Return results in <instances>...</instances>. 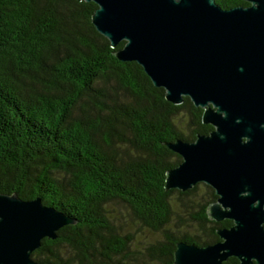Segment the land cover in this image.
Masks as SVG:
<instances>
[{
    "label": "trees",
    "instance_id": "16d2710c",
    "mask_svg": "<svg viewBox=\"0 0 264 264\" xmlns=\"http://www.w3.org/2000/svg\"><path fill=\"white\" fill-rule=\"evenodd\" d=\"M96 8L0 0V194L38 197L76 220L41 241L31 255L38 264H172L178 242L211 245L217 228L232 225L208 219L215 196L205 184L164 189L166 171L181 162L165 144L213 128L187 97L167 102L139 65L114 57L124 42L111 49L96 32ZM112 204L158 239L137 248L113 227Z\"/></svg>",
    "mask_w": 264,
    "mask_h": 264
},
{
    "label": "water",
    "instance_id": "95a60500",
    "mask_svg": "<svg viewBox=\"0 0 264 264\" xmlns=\"http://www.w3.org/2000/svg\"><path fill=\"white\" fill-rule=\"evenodd\" d=\"M96 9L91 24L115 49L119 62H135L164 98L187 97L213 130L192 142L165 146L181 157L166 171L164 189L196 184L214 190L209 220H230L207 246L178 242L172 264H264V0L222 9L215 0H79ZM76 220L40 198L0 194V264H38L43 239Z\"/></svg>",
    "mask_w": 264,
    "mask_h": 264
},
{
    "label": "rangeland",
    "instance_id": "374dc122",
    "mask_svg": "<svg viewBox=\"0 0 264 264\" xmlns=\"http://www.w3.org/2000/svg\"><path fill=\"white\" fill-rule=\"evenodd\" d=\"M181 122V124L185 123L184 117L181 118ZM202 191V188H200L199 194L202 193ZM108 209L112 215L113 227H115L116 230L122 233L126 232L133 237L137 248H142L143 246L158 239V235L152 234L132 221L129 213L122 206L112 204L108 207ZM69 254L70 253H66V255L70 256Z\"/></svg>",
    "mask_w": 264,
    "mask_h": 264
},
{
    "label": "flooded vegetation",
    "instance_id": "af4514ba",
    "mask_svg": "<svg viewBox=\"0 0 264 264\" xmlns=\"http://www.w3.org/2000/svg\"><path fill=\"white\" fill-rule=\"evenodd\" d=\"M199 109V111H200V114L202 115V109H200V108H198ZM207 186V185H206ZM209 187V186H208ZM211 188V187H210ZM212 189V188H211ZM212 196H215V198H214V200L213 201H211L209 204H208V206L210 205V204H212V203H214L216 200H217V196L215 195V193H214V190L212 189V194H211ZM207 206V207H208ZM226 220V219H225ZM222 221H224V220H222ZM222 221H220V222H222ZM230 221V220H229ZM213 222H215V221H213ZM215 223H218V222H215ZM225 228V227H224ZM226 228H229V227H226ZM218 229H222V228H217V230ZM219 238V237H218ZM220 241V238H219V240L217 241V242H219ZM230 258H234V257H230ZM229 259V258H228ZM227 259V260H228ZM236 259V258H235ZM237 260V259H236ZM237 263H238V261H237Z\"/></svg>",
    "mask_w": 264,
    "mask_h": 264
}]
</instances>
